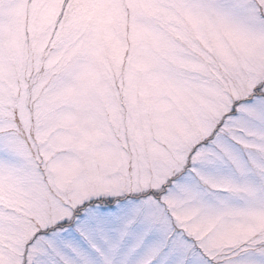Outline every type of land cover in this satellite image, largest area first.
Here are the masks:
<instances>
[{
  "label": "snow or ice",
  "instance_id": "snow-or-ice-1",
  "mask_svg": "<svg viewBox=\"0 0 264 264\" xmlns=\"http://www.w3.org/2000/svg\"><path fill=\"white\" fill-rule=\"evenodd\" d=\"M0 264H264V0H0Z\"/></svg>",
  "mask_w": 264,
  "mask_h": 264
}]
</instances>
